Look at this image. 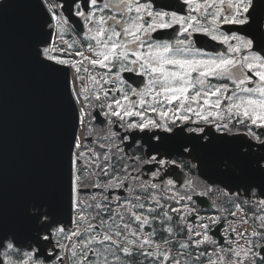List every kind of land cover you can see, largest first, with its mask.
Here are the masks:
<instances>
[{
    "label": "snow or ice",
    "instance_id": "1",
    "mask_svg": "<svg viewBox=\"0 0 264 264\" xmlns=\"http://www.w3.org/2000/svg\"><path fill=\"white\" fill-rule=\"evenodd\" d=\"M10 57L0 264H264V0H0Z\"/></svg>",
    "mask_w": 264,
    "mask_h": 264
},
{
    "label": "water",
    "instance_id": "2",
    "mask_svg": "<svg viewBox=\"0 0 264 264\" xmlns=\"http://www.w3.org/2000/svg\"><path fill=\"white\" fill-rule=\"evenodd\" d=\"M16 15V10H10L9 24ZM40 117L39 104L23 89L16 65L10 57L0 95V165L6 169L9 179L31 162Z\"/></svg>",
    "mask_w": 264,
    "mask_h": 264
}]
</instances>
